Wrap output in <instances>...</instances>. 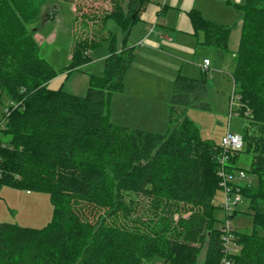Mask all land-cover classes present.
Listing matches in <instances>:
<instances>
[{"label":"trees","instance_id":"1","mask_svg":"<svg viewBox=\"0 0 264 264\" xmlns=\"http://www.w3.org/2000/svg\"><path fill=\"white\" fill-rule=\"evenodd\" d=\"M148 1L126 0L122 8L112 0L101 29L113 18L126 37ZM236 8L242 17L231 78L246 121L243 147L227 153L225 166L253 178L238 185L239 193L263 233L234 232L238 251L230 260L264 264V0ZM38 13L37 0H0V103L3 96L9 103L0 117V134L8 137H0V185L47 193L53 212L41 228L1 222L0 264H146L155 257L160 264H219L213 192L223 151L202 140L185 114L188 107L210 109L204 71L176 77L164 133L115 124L110 98L123 90L133 46L123 40L117 47L109 31L75 40L69 71L111 41L102 75L89 77L83 96L50 89L58 72L40 57L30 29ZM188 15L204 44L227 46L229 26L197 9ZM239 153L249 155L247 170L236 166Z\"/></svg>","mask_w":264,"mask_h":264},{"label":"rangeland","instance_id":"2","mask_svg":"<svg viewBox=\"0 0 264 264\" xmlns=\"http://www.w3.org/2000/svg\"><path fill=\"white\" fill-rule=\"evenodd\" d=\"M155 1L163 2V0ZM229 1L237 2V0ZM238 1H240L239 3L244 2V0ZM37 3L39 8L38 19L34 24L30 25V29H33V37L39 46V55L58 72L57 75L61 73L67 75L63 79L64 86L62 89L71 94L77 96H83L85 94L86 88L88 87L85 73L93 74L95 77L102 75L104 60L100 62L101 59H98V56L108 53L109 43L111 42L105 40L100 46L87 51V62L79 68L69 71L66 68L70 63L69 57L75 40L84 38L88 34V36L94 38H99L100 34L107 36L106 31H109L115 36L116 45L121 44L125 40L128 46H134L135 53L139 51V45H135L136 42L134 40L136 37L133 33L135 28L130 32L129 39L124 37L122 40V34L113 18L106 19L103 30L101 29L103 17L107 16L113 9L112 0H37ZM120 4L123 8L126 0H121ZM195 6L197 9L202 10L206 17H213L214 22L224 23L230 27L227 46L225 48L217 47L215 49H213L214 47L210 48L206 46L203 43L204 37L200 30H196L193 35L177 34L180 39L178 38L174 42L183 45L185 48H171L165 46V42L162 43L159 49H166V52L169 54V60L160 61L157 64L164 67L173 65L174 71H176L174 75L179 73L188 77H200L202 75V69L197 68V65L200 66L198 60H201V57L206 55V59L211 61V66L204 72L206 80L205 98L210 109L202 110L188 107L185 110V114L193 122L194 126L197 127L202 140H209L216 145H220L221 138L228 131L242 136L246 121L245 116L237 114V94L233 95L234 83L230 76L234 68V53L232 54L228 51L235 49L238 45L239 32L237 27L239 24L237 25V23L241 21V13L233 8L227 0H195ZM167 15L169 17L170 13L167 12ZM83 18L86 21L82 23L81 19ZM161 19L165 20L164 16ZM84 22H87L88 25L84 26ZM140 55L142 57L143 53H140ZM140 57L139 60L141 63H145V59ZM142 65L140 63L134 65V62L132 63V66H135L137 69H142ZM189 69H191V72H188ZM159 72L164 73L161 70ZM129 74V70H127L124 80L128 78ZM140 77L143 78L144 76L141 75ZM167 77L168 75L163 76V74L157 73L152 78H149V82L152 84L150 87L156 93L154 95L150 94L149 97L156 96L157 98L148 99L161 104L163 103V96L167 99L169 98L171 86L169 85L168 94L164 84V78ZM58 78L52 81L56 82ZM57 85L56 82L51 84L50 87H58ZM117 96H120V94H112L109 104L110 115L112 116H109V119L113 123H115V120H121L120 112L122 104L126 103L122 102V95L116 101V104L111 107L113 101L117 99ZM6 100V97L3 96L2 102L0 103V117L1 112L6 110L5 107L9 106ZM150 100L148 101L150 102ZM165 120L166 116L164 122ZM157 131H159L157 133H164L166 131V123H164V127L161 130L159 129ZM0 137L3 136L0 134ZM3 139L8 140V137H3ZM249 163V155L239 153L236 166L240 169L247 170ZM248 179L251 183L254 182L250 176H245V179H238L236 177L233 182L234 184L242 186ZM238 195L240 202L233 206V211L229 213L231 215L227 219L222 209L224 201L223 189L218 186L214 190L213 202L215 209L213 215L216 219V227H220L228 221L229 227L234 232L249 233L255 229L263 233L259 227H254L251 211L248 210L247 202L243 200L240 193ZM233 197L234 194H231V199ZM262 208L264 212V204H262ZM52 212L53 208L47 193L26 191L25 189L14 186L0 185V223L9 222L25 227L41 228L50 221ZM202 256L203 253H201L199 260L202 259ZM160 263L161 260L155 257L146 264Z\"/></svg>","mask_w":264,"mask_h":264},{"label":"crops","instance_id":"3","mask_svg":"<svg viewBox=\"0 0 264 264\" xmlns=\"http://www.w3.org/2000/svg\"><path fill=\"white\" fill-rule=\"evenodd\" d=\"M227 2L235 9H237L236 5L242 4L239 3L240 1L238 0L237 2H231L227 0ZM192 9H197L195 6V0H163L162 3L155 0L153 1L149 0L146 3V5L141 9L137 17L138 18L137 21L129 30V34H131L130 32L132 31L133 28H135V31L133 33L134 35H136V37L134 40L136 42L135 45H139V51L137 53L133 51V56H134L133 62L134 65H136L137 63L143 65H142V69H137L135 68V66H132L131 64L130 67H128L127 69L129 70L130 74L126 80H124L123 78V90L121 92H118L120 96H117V99L114 100L111 105L112 107L114 104H116V101L123 95L121 97L122 102H126V103L122 104V109L120 112L121 120L119 121L115 120L114 121L115 124L120 123L121 125L124 124L123 126H127L130 128H139L152 132H159L157 130L159 129L161 130L164 127V123H166V120L164 122V118L165 116L167 117V110H168L167 103L169 98L167 99L166 97L163 96L162 97L163 103L161 104H159V102H154L148 99V98H157L156 96L149 97L150 94L153 95L156 94L155 90H153L150 87V85L152 86V84L151 82H149V78H152L154 74L157 73L163 74V76L168 75L167 78H164V84L166 86V91H168V94H169V85L171 86L170 91H172V86L174 84L176 77L181 74L177 73L176 75H174L176 71H174L173 65L164 67L157 64V62L169 60V54L166 52V49L164 48L160 50L159 48H161L160 45L164 42H165V46H169L171 48L173 47L181 48V49L185 48L183 45L176 43L174 41H176V39L178 38L180 39V37L177 36V34L193 35L195 33L191 20L188 15L189 11ZM197 10L206 20L214 22L213 17L212 18L206 17L202 12V10L200 9ZM167 12L170 13L169 17L167 15ZM163 16L165 20L161 19ZM215 23L226 25L224 23H220L216 21ZM238 24L239 26L237 27V30L240 34L241 21L238 22L237 25ZM118 29L120 30L119 26ZM170 33L172 38L170 36ZM121 34H122L121 35L122 36L121 40H122V38H124V34L122 32ZM129 34L126 36L127 39H129L128 38ZM238 43H239V37H238ZM119 46L120 44L117 45V47ZM206 46L210 48L214 47L213 49L217 48V46L215 45H206ZM237 47L233 50L230 49L229 47L230 50L228 51H230L233 54L236 52ZM140 53H143L142 57H140L141 56ZM107 56L108 53L103 55L101 54L98 56V59H101L100 60L101 62ZM205 56L206 55L202 56L201 60H198V64L200 66L197 65V68L198 69L200 68V70L202 69V71L204 72H206L211 66V61H209V65L207 66V68L205 69L202 68L203 60H206ZM139 57L144 58L145 63H141ZM103 70H104V63H103ZM160 70L163 71L164 73L159 72ZM188 72H191V69H189ZM85 74H86V82H88L89 77L93 74H89V73H85ZM59 75L62 76L59 77ZM141 75H143L144 77L141 78L140 77ZM66 77L67 75L64 73L58 74L56 77L52 78L48 82L47 84L48 88L50 89L53 88L58 89L60 87L63 88L64 86L63 79H65ZM55 78H58V80L56 81L58 87H50L51 84L56 83L52 81ZM148 100H150V102ZM238 108H237V114L239 115ZM109 116H111L110 106H109ZM166 129H167V124H166Z\"/></svg>","mask_w":264,"mask_h":264},{"label":"built area","instance_id":"4","mask_svg":"<svg viewBox=\"0 0 264 264\" xmlns=\"http://www.w3.org/2000/svg\"><path fill=\"white\" fill-rule=\"evenodd\" d=\"M209 65V61L203 60L202 68L205 69ZM220 147L222 148L223 154L217 158L218 161V171L217 174L220 177L219 186L223 189L224 192V201L222 204V209L226 214L228 219L230 214L233 211V206L240 202L239 187L237 184H234V178L245 179V173L241 170L239 171H226L227 164V153L236 152L242 149L243 140L240 135H236L231 132H227L220 141ZM236 185V189L233 185ZM231 194H234L233 199H231ZM221 232V244H222V256L220 258L219 264H231L230 256L237 253L238 248L235 244L234 231L229 227V222L226 221L225 224H222L220 227Z\"/></svg>","mask_w":264,"mask_h":264},{"label":"water","instance_id":"5","mask_svg":"<svg viewBox=\"0 0 264 264\" xmlns=\"http://www.w3.org/2000/svg\"><path fill=\"white\" fill-rule=\"evenodd\" d=\"M51 17V16H50ZM52 18V17H51Z\"/></svg>","mask_w":264,"mask_h":264}]
</instances>
